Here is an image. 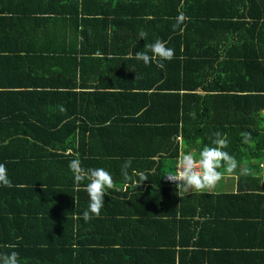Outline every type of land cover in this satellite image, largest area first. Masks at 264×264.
Returning a JSON list of instances; mask_svg holds the SVG:
<instances>
[{"label":"trees","instance_id":"obj_1","mask_svg":"<svg viewBox=\"0 0 264 264\" xmlns=\"http://www.w3.org/2000/svg\"><path fill=\"white\" fill-rule=\"evenodd\" d=\"M74 1L78 17L84 0ZM122 1V12L127 6L136 11L137 30L132 49L128 41L126 50H109L120 68L88 93L114 97L97 111L100 116L80 108L85 82L76 61L67 94L79 107L70 112L64 91L41 82L40 90L24 89L0 74V164L11 181L0 186V255L16 252L19 264H220L237 244L229 237L227 246L216 241L236 224L252 239L240 248H250L264 264V0ZM20 5L0 0V52L12 60L23 50L16 33L27 19ZM157 39L174 50L163 68L135 55L151 56L146 44ZM139 66L150 67V74L140 75ZM27 95L52 109L38 114L33 105L27 112L14 107L18 96ZM48 95L55 99L44 100ZM22 121L33 130L15 129ZM217 138L235 161L231 172L223 165L219 171L237 175V192L186 193L164 180L178 155L196 156ZM18 141L30 152L10 149ZM129 158L131 178L125 181L121 167ZM73 160L85 169L102 167L113 178L99 216L89 213L87 221L88 197L79 199L78 189L87 181L75 185L67 175ZM133 172L145 180L138 183Z\"/></svg>","mask_w":264,"mask_h":264},{"label":"crops","instance_id":"obj_2","mask_svg":"<svg viewBox=\"0 0 264 264\" xmlns=\"http://www.w3.org/2000/svg\"><path fill=\"white\" fill-rule=\"evenodd\" d=\"M74 3V0H20V8L24 10L23 14H25L27 21H25V25L18 28L23 35L16 33V36L17 46L23 48V50H21V56L14 59L16 61L4 56L10 54L0 52L2 58L0 61V74H6L7 76L4 77L8 81L12 80V83H23L24 86L22 84L21 86L24 89L35 85L34 88L40 90V85L36 84L41 82L46 83V86L51 88L45 87L46 90L64 91L65 95L61 98L65 102L67 111L70 112L73 107H79L78 99L71 96V94H67L68 81L72 80L76 61L80 63V65L78 64V71L84 74L83 80L85 82V86L79 89L85 93L82 96V106L80 108L84 111L88 110L89 115L95 118L96 116H100L99 112L107 105L106 102L110 103L113 100H109L114 99V97L106 95L93 97L88 95V93L94 91V85H98L101 81L105 83L108 78L107 74H114L116 68H120L118 66L120 61L114 55L111 56L112 52L109 50L115 52H120L122 49L126 50L129 48L127 45L128 41L130 42V49H132L131 46L134 43V38L131 37L136 35V19H138V16L135 14L136 11L129 9L128 6L122 12V8L125 9L122 0H84L83 2L81 1L82 5L78 7L79 15L76 17L74 8H72ZM84 3L89 5L85 6ZM126 3H128L127 0L124 1L125 5ZM106 53H110L108 54L110 56H106ZM139 69L140 75L142 73H145L146 76L147 73L150 74V67L139 66ZM21 72L25 76L22 77ZM139 72L135 68L132 69L133 75H137ZM11 76L14 79H11ZM138 77L141 76L138 75ZM141 78L143 79V76ZM151 79L145 77V81L148 84L154 83V80L152 81ZM155 83L158 82L156 81ZM21 86L18 85L20 88ZM4 89L7 90L8 87ZM18 98L17 106L14 105L17 109L26 111V106L33 105V108L31 107L30 109H33L38 114L40 111H46L48 107L49 110L52 109L50 106L45 105V103L40 105L32 95H27V98L18 96ZM43 99L46 101L54 100L55 95H48V97H43ZM56 109L57 107H55ZM21 124L18 125V128L16 126L15 129L18 131H23L24 129L33 130L30 126L31 123L26 124L25 121H22ZM23 137L24 139H29L31 136L26 135ZM9 146L10 149L21 153H28L31 150L25 141H18L17 144ZM72 151L70 150L66 153ZM242 169L245 171V168ZM243 171L241 170L242 173H244ZM67 175L72 174L68 172ZM230 175H221V179L214 187L201 191L209 193L237 192V175L233 174L236 179L229 181L225 177ZM78 189L79 199H87L88 196L85 188L81 187ZM262 189L264 191V188ZM62 191L69 195L73 192L69 188ZM191 192L193 191H189L188 193ZM236 226V224H231V227L229 226L227 231L224 229L220 234L221 239L216 241L225 244L230 241L227 240L229 237L235 240L232 243L237 244L236 250H230L233 253L226 254L228 256L223 257L220 260V264H246L241 262V260H235L242 258V256L252 261L250 264H260L262 259L257 258V255H251L254 252H250V248H240L239 244L249 243L252 239L247 237V234H244L245 231H236ZM208 240L210 241L211 238ZM240 249V253H235V251L237 252ZM255 249L257 251L255 252L256 254L262 251L260 250L262 248L259 247ZM249 260L248 262H250Z\"/></svg>","mask_w":264,"mask_h":264},{"label":"clouds","instance_id":"obj_3","mask_svg":"<svg viewBox=\"0 0 264 264\" xmlns=\"http://www.w3.org/2000/svg\"><path fill=\"white\" fill-rule=\"evenodd\" d=\"M183 16H178L177 20L180 21ZM145 33L140 32V39H145ZM148 51L151 53L149 56L146 52H137L136 59L142 61L145 65L150 62L156 64L157 67L163 68L164 61H171L174 58V50L166 46V42L159 39L155 40L152 44L147 45ZM223 139H215L212 145H205L194 156L192 152H184L178 155L174 163V172L172 174L163 175L166 179L174 183L176 187L185 192L201 191L214 187L221 179V172L219 169L223 165L225 172H231L235 167L234 159L225 151ZM131 158L126 160L121 167V175L125 181L131 177L128 169L131 167ZM73 176V183L80 185L81 182L87 181L84 184L88 196V204L86 210L83 212V219H89V213L94 216H99L100 210L105 204V195L107 190L113 188V178L109 171L102 167L96 168H82L77 160L69 162L68 165ZM138 175V183L144 181L143 173H135ZM0 186H11V181L8 179L6 169L3 164H0ZM0 264H19L18 254L11 252L8 254L0 255Z\"/></svg>","mask_w":264,"mask_h":264},{"label":"rangeland","instance_id":"obj_4","mask_svg":"<svg viewBox=\"0 0 264 264\" xmlns=\"http://www.w3.org/2000/svg\"><path fill=\"white\" fill-rule=\"evenodd\" d=\"M243 164H245L246 165V162L244 161L243 162ZM243 166V165H242ZM242 171H243V169H242ZM244 172V171H243ZM226 179H229V181H233V179H236V178H234V176L233 175H230V176H226L225 177ZM210 189V188H209Z\"/></svg>","mask_w":264,"mask_h":264},{"label":"built area","instance_id":"obj_5","mask_svg":"<svg viewBox=\"0 0 264 264\" xmlns=\"http://www.w3.org/2000/svg\"><path fill=\"white\" fill-rule=\"evenodd\" d=\"M262 168H263V175H264V162L262 163ZM164 180H167L166 177ZM168 181V180H167Z\"/></svg>","mask_w":264,"mask_h":264}]
</instances>
